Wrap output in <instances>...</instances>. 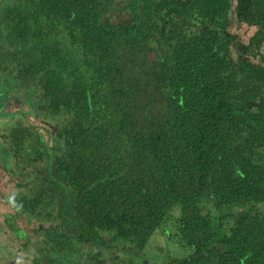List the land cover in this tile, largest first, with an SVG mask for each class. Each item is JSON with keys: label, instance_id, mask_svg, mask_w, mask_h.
<instances>
[{"label": "trees", "instance_id": "obj_1", "mask_svg": "<svg viewBox=\"0 0 264 264\" xmlns=\"http://www.w3.org/2000/svg\"><path fill=\"white\" fill-rule=\"evenodd\" d=\"M263 46L264 0H0V167L42 180L10 205L48 255L264 264Z\"/></svg>", "mask_w": 264, "mask_h": 264}, {"label": "rangeland", "instance_id": "obj_2", "mask_svg": "<svg viewBox=\"0 0 264 264\" xmlns=\"http://www.w3.org/2000/svg\"><path fill=\"white\" fill-rule=\"evenodd\" d=\"M234 20L233 31L239 33L242 39L246 42L257 30L256 26H248L246 24H237ZM264 52V46L261 47ZM20 103L18 99H13L11 104L12 108L8 107L7 111H15L20 109ZM17 116V115H16ZM30 123L43 124L40 120L33 117L31 114L28 116ZM6 119H0V133L4 127V121ZM50 127L55 130L57 121L52 119ZM46 129V128H44ZM15 171H21L20 166L13 165ZM12 174L0 167V264H49L50 257L57 258L63 261L65 264H75V258H77V252L74 251L62 254L56 250L50 252L45 249L46 244L43 242L45 233L39 229L41 225L50 224L48 219H38L37 217L30 216L28 214H22L17 217L15 209L10 205V202L22 203L26 198H30L33 187L41 188L42 180L37 179V174H33L31 177L21 176L19 173ZM41 172L37 169V173ZM36 182V185L34 184ZM27 184V185H26ZM14 204V205H15ZM64 200L61 196L58 198L55 204L50 206V210L57 216L54 222L56 224L67 222L65 215L63 218L59 216V210H62ZM67 210V208H66ZM61 212V211H60ZM177 215L178 212H175ZM168 228L171 229V221L168 222ZM169 234V232L167 233ZM161 230L155 233L146 250L140 252L134 259L133 264H162L164 261L166 264H171V259L176 256H182L185 250L180 246H177L175 242ZM81 247V246H79ZM98 251L97 248H91L88 245L81 247L80 254L82 255L80 264H91L90 255H94ZM106 254L107 259L98 257L97 260L101 261L100 264H127L126 261L129 255L122 251H115L113 254L102 252L101 256ZM114 254H119L123 260L116 263L112 260ZM71 260V261H69ZM96 261V259L94 260Z\"/></svg>", "mask_w": 264, "mask_h": 264}]
</instances>
